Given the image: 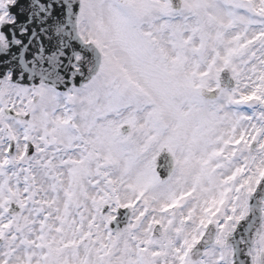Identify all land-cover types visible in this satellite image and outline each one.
Listing matches in <instances>:
<instances>
[{
    "label": "snow or ice",
    "instance_id": "6c2138e0",
    "mask_svg": "<svg viewBox=\"0 0 264 264\" xmlns=\"http://www.w3.org/2000/svg\"><path fill=\"white\" fill-rule=\"evenodd\" d=\"M0 264H264V0H0Z\"/></svg>",
    "mask_w": 264,
    "mask_h": 264
}]
</instances>
